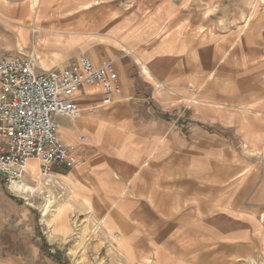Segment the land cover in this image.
Listing matches in <instances>:
<instances>
[{
  "label": "crops",
  "instance_id": "1",
  "mask_svg": "<svg viewBox=\"0 0 264 264\" xmlns=\"http://www.w3.org/2000/svg\"><path fill=\"white\" fill-rule=\"evenodd\" d=\"M18 54L36 73L111 61L120 91L103 106L84 85L79 115L54 116L81 161L52 167L69 192L52 240L0 181V264H59L48 245L76 220L112 264H264V0H0V58Z\"/></svg>",
  "mask_w": 264,
  "mask_h": 264
},
{
  "label": "built area",
  "instance_id": "2",
  "mask_svg": "<svg viewBox=\"0 0 264 264\" xmlns=\"http://www.w3.org/2000/svg\"><path fill=\"white\" fill-rule=\"evenodd\" d=\"M84 85L99 90L103 106L109 105L111 95L120 91L111 61L97 65L81 54L63 68L36 73L24 54L0 58V181L11 191H24L21 186L26 181V164L28 160H38L36 172L42 199L38 212L43 223L61 197L58 189H64L52 167H76L81 161L73 156L74 147L58 135L54 116L79 115L73 97ZM96 108L93 105L90 111ZM23 201L27 203L24 198ZM259 219L264 225V214Z\"/></svg>",
  "mask_w": 264,
  "mask_h": 264
},
{
  "label": "rangeland",
  "instance_id": "3",
  "mask_svg": "<svg viewBox=\"0 0 264 264\" xmlns=\"http://www.w3.org/2000/svg\"><path fill=\"white\" fill-rule=\"evenodd\" d=\"M59 167L61 166H55L54 168H59ZM30 175H31V172L27 171L28 179H30ZM54 176L60 182H62L61 179L57 175L54 174ZM25 182L29 183L30 180L29 181L26 180ZM30 184H33V183L30 182ZM62 184H63L64 189L63 190L58 189V193H61V197L59 198L60 202L63 199L66 200L69 194L68 190L65 187V184L63 182ZM0 188L2 189V186ZM40 188L37 190L35 189V191L25 189V188H24L25 189L24 191L18 190L17 188H16L17 191L16 190L11 191L9 189L8 190L10 193L14 194V196L16 195L17 197L16 199L20 203L24 202L23 201V198H24V200L27 201V204H30V206H32L36 210L37 212V219H36V225H35V228H37L36 231L38 230L39 235L41 236L40 239L42 241L49 242L48 240L49 238L52 240V238L55 237V235L52 234L51 230L53 229L54 231H56L62 225V223H60V216L66 210L67 204L66 202L64 203L65 205L64 211L57 218L54 219V221L51 223V226L48 225V219H49L48 217L45 218L44 223L41 222L40 221L41 216H40V213L38 212V208L42 204V199L39 193ZM1 189L0 191H5L4 189L3 190ZM73 223L75 227V232L72 233L70 236L64 238V242H63V239H61L60 243H52L48 245V247L52 250V252H49V254L54 256L59 264H112V263H109L105 255L106 249L98 250V249H94L91 247V244H92L91 241L94 237V231H95L94 229L96 227L93 229V233H91L90 235L84 236L83 234H81L80 229H78L80 228V224H78V220L73 221ZM64 229L67 230L68 228L65 226ZM85 231L86 230L84 229V232ZM48 247L44 248L43 250L46 251ZM245 253L246 255L244 254L243 251H240L239 253L238 250H233V249L232 251L228 253L226 250H220L216 252L214 264H256L255 263L257 259L256 251L246 250ZM119 255L123 258L125 264H147L149 262L147 258H145L141 262L136 261L134 259V255H132L130 250H124V251L121 250V253H119ZM159 259L160 257L156 258L155 260L156 262L155 263L153 262V264H163V263H160ZM208 260H209V257L206 254H200L199 257L196 258V261L199 262L198 264H212V261L210 260L211 262H207ZM224 260H230V261H224ZM226 262H229V263H226Z\"/></svg>",
  "mask_w": 264,
  "mask_h": 264
},
{
  "label": "bare ground",
  "instance_id": "4",
  "mask_svg": "<svg viewBox=\"0 0 264 264\" xmlns=\"http://www.w3.org/2000/svg\"><path fill=\"white\" fill-rule=\"evenodd\" d=\"M37 162H38V160H36V159L28 160V162L26 164V167L29 168V170L31 172L30 182L33 183V184H30V182L29 183L25 182L24 185L21 186V189L25 188V189H29V190H35V189L37 190V189L40 188L41 181L39 180V176H38V174L36 172V168H35ZM64 208H65V205L64 204H60V200L57 199L54 202V205L52 207V211H51L50 215L48 216V218H49L48 219V225L51 226V223L54 221L55 218H57L64 211Z\"/></svg>",
  "mask_w": 264,
  "mask_h": 264
}]
</instances>
